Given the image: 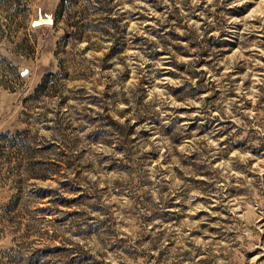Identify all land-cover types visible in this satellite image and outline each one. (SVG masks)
<instances>
[{"label": "rangeland", "instance_id": "374dc122", "mask_svg": "<svg viewBox=\"0 0 264 264\" xmlns=\"http://www.w3.org/2000/svg\"><path fill=\"white\" fill-rule=\"evenodd\" d=\"M0 264H264V0H0Z\"/></svg>", "mask_w": 264, "mask_h": 264}]
</instances>
